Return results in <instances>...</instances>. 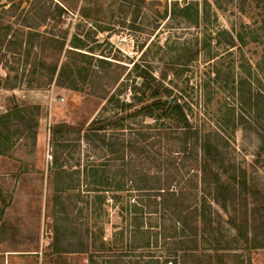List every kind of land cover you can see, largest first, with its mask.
Returning <instances> with one entry per match:
<instances>
[{
	"label": "trees",
	"instance_id": "obj_1",
	"mask_svg": "<svg viewBox=\"0 0 264 264\" xmlns=\"http://www.w3.org/2000/svg\"><path fill=\"white\" fill-rule=\"evenodd\" d=\"M63 2L52 0V9L45 17L54 22V27L69 12ZM244 3L248 10H258L260 21L241 24L235 34L233 28L224 31L225 45L234 48L237 44H255L262 49L255 69L243 54L215 68L213 84L217 91L232 96L239 110L227 112L219 131L193 127L185 105L173 90L135 64L140 83L130 85V102L121 101V91H109L117 82L116 78L110 80V62L85 54L86 46L78 33L71 35L69 42L67 30L60 35L52 31V37H48L47 32L39 31V25L19 24L12 8L3 9L0 50L14 56L27 46V62L33 49L50 46V65L43 56L34 57L36 64L47 66L49 82L80 90L79 80L92 87L91 94L111 105L104 109L110 112L108 116L88 125L52 126V254H84L89 264H231L243 255L264 250V190L253 176L264 162V0H243L242 7ZM194 7L189 4L180 11ZM241 10L240 15L245 7ZM79 15L87 18L84 7ZM11 17H15L12 22ZM62 54L64 58L77 57L81 65L75 61L59 65ZM206 54L209 60L217 57L211 51ZM208 85L207 81L204 88ZM38 110L14 104L0 114V156L8 154L14 139H35L38 123L32 113ZM137 118L153 123L141 121L140 127L134 128ZM236 127L251 130L258 139L254 159L247 167L227 155L230 143L225 136H232L228 131ZM82 141L92 150L105 153L107 161L66 172L67 158L78 153ZM108 200L118 206V216L125 226H113L111 238L105 239L101 225H90L80 217H84L85 208L91 209L95 218L101 217ZM5 206L0 190L2 232Z\"/></svg>",
	"mask_w": 264,
	"mask_h": 264
},
{
	"label": "rangeland",
	"instance_id": "obj_2",
	"mask_svg": "<svg viewBox=\"0 0 264 264\" xmlns=\"http://www.w3.org/2000/svg\"><path fill=\"white\" fill-rule=\"evenodd\" d=\"M242 1L64 0L69 12L58 27H54L51 19H45L49 8L52 9V0H0V13L3 9L12 8L19 24L39 25V31L47 32L48 37H52V31L60 35V31L67 30V42L71 35L78 33L86 46L85 54L110 62V80L116 78L117 82L109 91L111 94L121 91L118 96L121 101L130 102V85L140 83L134 66L151 71L185 105L193 127L219 131L220 125L227 120V112L239 110L232 96L217 91L212 81L215 68L243 54L255 69L257 54L262 49L261 45L255 44L246 47L237 44L234 48L225 45L227 36L224 31L230 32L233 28L235 34L241 24L260 21L258 10H248L245 3L242 7ZM189 4L195 7L180 11ZM81 7H84L85 19L79 15ZM244 7L245 13L240 15ZM9 20L12 22L15 17ZM218 32L220 35L217 37ZM216 41L221 44H216ZM25 49L27 46H23L20 55L14 56L0 50V114L6 113L14 104L39 109L32 113L38 123L35 139H14L8 154L0 156V190L6 205L3 232L0 231V264H89L84 254H52V126L57 123L88 125L98 117L108 116L110 112L104 109L111 105L91 94L92 87L88 88L79 80L77 86L81 87L80 90L49 82L50 46L33 49L27 62ZM197 50L199 53L195 57ZM207 51L217 57L209 60ZM35 54L39 58L43 56L47 66L36 64ZM66 56H60L59 65L73 61L81 65L77 57ZM91 64L96 65L95 60ZM207 81L209 85L204 88ZM10 85L14 88L10 89ZM141 121L153 123L151 119L137 118L133 127L139 128ZM228 132L232 134L225 136L230 143L228 158L247 167L254 159L258 139L251 130L242 127ZM107 158L105 153L92 150L82 141L78 153L67 158L64 169L69 173L82 171L83 166L104 163ZM253 176L264 190V162ZM79 189L84 194V187ZM102 209L101 217L95 218L91 209L85 208L84 217L80 219L88 220L90 225H101L105 239H109L114 233L113 226L122 228L125 223L121 222L118 206H114L112 201L108 200ZM93 231L96 232L95 227ZM232 263L264 264V250L243 255Z\"/></svg>",
	"mask_w": 264,
	"mask_h": 264
},
{
	"label": "water",
	"instance_id": "obj_3",
	"mask_svg": "<svg viewBox=\"0 0 264 264\" xmlns=\"http://www.w3.org/2000/svg\"><path fill=\"white\" fill-rule=\"evenodd\" d=\"M160 100H163V101H165V100H167L166 98H162V99H160ZM169 102H170V99L168 100Z\"/></svg>",
	"mask_w": 264,
	"mask_h": 264
}]
</instances>
